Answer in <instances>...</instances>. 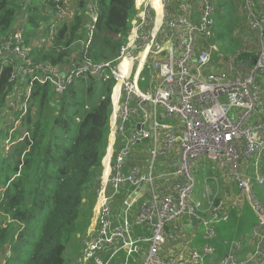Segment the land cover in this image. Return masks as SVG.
I'll return each instance as SVG.
<instances>
[{
    "label": "built area",
    "instance_id": "built-area-1",
    "mask_svg": "<svg viewBox=\"0 0 264 264\" xmlns=\"http://www.w3.org/2000/svg\"><path fill=\"white\" fill-rule=\"evenodd\" d=\"M53 1L54 10L49 0L42 4L49 14L42 28L49 34L27 39V17H21L0 44V76L13 65L11 81L16 83L1 129L5 154L29 136L18 132L30 111L36 83L50 84L63 94L80 78L115 80L110 118L114 142L103 160L96 205L76 264H113L120 258L121 264H210L216 248L209 241L215 239L217 225L228 222L233 210L242 212L247 202L257 214V224L231 243L218 264H264V205L253 191L254 184L264 185V116L258 117L264 112L259 83L264 77V0H242L248 30L259 45L245 72L238 66L240 53L229 55L223 70L210 67L214 58L221 62L225 58L215 33V0H135L136 16L120 54L100 63L86 57L100 17L99 0L88 4L85 12L77 7L78 0ZM81 15L86 36L73 45L85 52L81 61L73 57L66 65L35 63L33 51L53 47L55 32L64 24L74 25ZM141 145L147 149L144 159L132 165L135 149ZM204 159L216 163L237 188L234 196L219 199L210 197L206 184V209L193 199L194 167ZM168 160H172L170 168L155 169L156 162ZM210 181L218 185L216 177ZM129 185L134 190L124 200L122 220L116 223L115 197ZM145 189L148 195L143 198ZM5 191L0 189V205ZM191 215L198 218L207 243L190 248L182 258L163 256L168 241L181 236L170 232L169 226ZM12 223H19L21 231L25 228L0 207V227ZM135 227L148 228L150 236L135 237ZM142 242L147 244L144 254ZM246 244L250 251L241 258L238 254ZM10 258L11 247L0 264Z\"/></svg>",
    "mask_w": 264,
    "mask_h": 264
},
{
    "label": "trees",
    "instance_id": "trees-1",
    "mask_svg": "<svg viewBox=\"0 0 264 264\" xmlns=\"http://www.w3.org/2000/svg\"><path fill=\"white\" fill-rule=\"evenodd\" d=\"M49 1L54 10L56 4ZM93 1L78 0L77 7L85 12ZM215 4V33L220 50L229 55L240 53L238 66L245 72L256 59L258 49L254 52L255 42L245 39L243 32L239 31L240 35L236 32L240 28L236 14H244L242 1L215 0ZM99 6V21L86 53L95 63L118 57L136 16L135 0H99ZM46 11L43 5L23 10L14 0H0V44L21 17H27L26 27L32 29L33 36L27 30V39L40 33L49 34L42 28L49 15ZM243 18L245 23L246 17ZM83 19L81 15L74 25L60 27L53 36V47L33 51L34 62L59 66L69 64L73 57L81 61L85 52L80 45H73L86 36ZM59 48L63 49L59 52ZM215 60L221 62L218 57ZM14 70L13 65L6 67L0 76V137L3 138L1 125L7 112V99L16 88V83L11 81ZM115 84L112 78L105 81L84 77L63 94L56 93L50 84H35L30 111L18 132V136L23 133L29 136L7 155L3 148L5 140L0 143V189H6L1 211L25 226L22 231L19 223L0 227V253L6 246L11 247V258L6 264H65L67 248L82 243L93 216L103 160L109 147L111 95ZM253 191L264 205V185L254 184ZM256 224L257 214L249 202L242 212L233 210L230 220L218 224L215 239L209 241L216 248L211 262L218 264L229 253L231 243ZM205 243L201 232L195 238V245L200 248ZM245 254L238 255L244 258Z\"/></svg>",
    "mask_w": 264,
    "mask_h": 264
},
{
    "label": "crops",
    "instance_id": "crops-1",
    "mask_svg": "<svg viewBox=\"0 0 264 264\" xmlns=\"http://www.w3.org/2000/svg\"><path fill=\"white\" fill-rule=\"evenodd\" d=\"M210 67L212 70L220 71V70H223L225 68V65L223 64V62H219V61L215 60L212 62ZM113 142H114V139L112 136V132H110L108 149L110 148V145ZM116 143H118V144L120 143L118 141V139H117ZM118 144H115V147H114V149L115 150L117 149V151L120 148ZM138 147H142L145 151L138 152L136 150ZM138 147L135 149L134 157L131 159L132 165L139 164L141 162V160L144 159V154L147 151L146 147L143 145L138 146ZM108 149H107V151H108ZM138 155H141L142 157H138ZM162 162L164 163V165H162L163 167L160 168V170L161 169H167V168H170L172 166V160L162 161ZM223 186L225 188L223 187V189L221 191H219L220 192L219 194L222 198H229V197L234 196L237 193V188L236 189H228L226 184H224ZM133 190H134V188L129 185L124 190H122L123 191L122 193H118L116 195L115 200H114V215L116 217L115 218L116 223L121 222L122 217H123V211H124L123 202L128 197V195H130V193L133 192ZM108 192H109V194H113L112 188H109ZM147 195H148L147 189L143 190V198H145ZM139 205H140V203L136 204L133 207L135 209L131 213V216H130L131 221L135 220L138 209H139ZM169 230H170V232L178 231L181 233V236L177 240H169L167 245L162 249V255L167 257L169 254H172V255L177 256L178 258H182V257L188 255L190 248L197 247L195 245V238H197L198 235L202 232V225L199 223L198 226H193L191 218L190 217H184L183 219H180L176 223H173V225L169 226ZM134 235H135V237L147 238L150 236V231L148 230V228H145V227H135ZM248 244L250 245L249 242H248ZM140 245L143 249V254H144L146 251V248H147V244H146V242H142ZM249 245H247V244L245 245V248L242 251L243 253H248L250 251ZM83 250H84V247H83V244L81 243V241L79 242V244H77V246L75 248L70 247V252L73 253V255H74L73 259H74L75 264L77 263V259L82 255ZM141 258H142V256H141ZM117 261L121 264L122 259L120 258ZM210 264H213V263H210Z\"/></svg>",
    "mask_w": 264,
    "mask_h": 264
},
{
    "label": "rangeland",
    "instance_id": "rangeland-1",
    "mask_svg": "<svg viewBox=\"0 0 264 264\" xmlns=\"http://www.w3.org/2000/svg\"><path fill=\"white\" fill-rule=\"evenodd\" d=\"M46 0H14L15 4L20 6L21 9L23 8V10H25L27 7L32 6V7H41L42 4L45 2ZM24 15V14H22ZM237 15V19L239 21L238 25L240 28H236V32H238V35H240V32L244 33L245 39H249L253 42H255V46H254V52H256L257 49H259V45H258V41L256 42V37L254 35V33H251L248 30V24H247V20H245L244 23V14H236ZM19 19H17L15 26L18 24ZM246 29L250 32L248 33L246 31ZM240 31V32H239ZM28 34H30L31 36H33L32 33V29L29 27L28 25ZM251 34V35H250ZM39 36V35H37ZM36 36V37H37ZM223 53V52H222ZM225 58L223 59V64H225V61H228L229 59V53L224 52ZM231 55H235V54H231ZM259 83H260V87L262 89V92L264 94V77H260L259 79ZM142 88V87H141ZM143 89V88H142ZM264 116V112L259 115V118H262ZM5 138V137H4ZM3 137H0V143H2L5 139ZM138 152H143L145 151L142 147H138L136 149ZM7 155V154H5ZM138 157H142L141 155H138ZM164 165V163L162 161H158L156 162L155 165V169L159 170L160 168H162ZM262 167L264 168V161L262 164ZM194 177L196 180V188H195V193H194V201L200 202L202 204L205 205V209L207 207L206 204V200L203 199V195L205 193V188H206V184L210 185V190H211V195L210 197H214L217 196L219 199H221L220 196V192L223 189V185L226 184V186L228 187V189H236V185L234 186L233 184H230V181L227 177V174L221 172L218 169V166L216 163H213L209 160H202V161H197L196 165L194 167ZM103 175V173H102ZM212 177H216L218 180V185L213 184V182L210 181V179H212ZM225 188V187H224ZM88 230V229H87ZM87 232V231H86ZM77 244L73 243V245L69 246L67 248V251L65 252V264H75L74 263V259H73V253L70 252V247H76Z\"/></svg>",
    "mask_w": 264,
    "mask_h": 264
},
{
    "label": "flooded vegetation",
    "instance_id": "flooded-vegetation-1",
    "mask_svg": "<svg viewBox=\"0 0 264 264\" xmlns=\"http://www.w3.org/2000/svg\"><path fill=\"white\" fill-rule=\"evenodd\" d=\"M8 248L9 247H5V248H3L2 249V251H1V253H0V262L7 256V254H8Z\"/></svg>",
    "mask_w": 264,
    "mask_h": 264
},
{
    "label": "water",
    "instance_id": "water-1",
    "mask_svg": "<svg viewBox=\"0 0 264 264\" xmlns=\"http://www.w3.org/2000/svg\"><path fill=\"white\" fill-rule=\"evenodd\" d=\"M193 226H198L199 220L195 215L190 216Z\"/></svg>",
    "mask_w": 264,
    "mask_h": 264
},
{
    "label": "bare ground",
    "instance_id": "bare-ground-1",
    "mask_svg": "<svg viewBox=\"0 0 264 264\" xmlns=\"http://www.w3.org/2000/svg\"><path fill=\"white\" fill-rule=\"evenodd\" d=\"M160 19H161V14L159 15V21H160Z\"/></svg>",
    "mask_w": 264,
    "mask_h": 264
}]
</instances>
